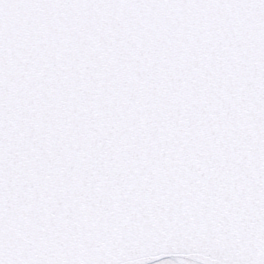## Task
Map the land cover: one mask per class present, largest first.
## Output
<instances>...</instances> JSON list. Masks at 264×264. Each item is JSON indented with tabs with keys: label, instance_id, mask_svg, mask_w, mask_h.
Wrapping results in <instances>:
<instances>
[{
	"label": "snow or ice",
	"instance_id": "6c2138e0",
	"mask_svg": "<svg viewBox=\"0 0 264 264\" xmlns=\"http://www.w3.org/2000/svg\"><path fill=\"white\" fill-rule=\"evenodd\" d=\"M0 264H264V0H0Z\"/></svg>",
	"mask_w": 264,
	"mask_h": 264
}]
</instances>
